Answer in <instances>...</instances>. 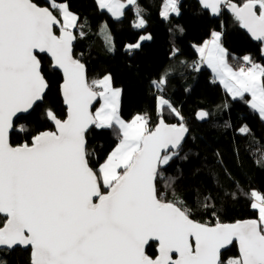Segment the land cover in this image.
Masks as SVG:
<instances>
[{
	"label": "snow or ice",
	"instance_id": "1",
	"mask_svg": "<svg viewBox=\"0 0 264 264\" xmlns=\"http://www.w3.org/2000/svg\"><path fill=\"white\" fill-rule=\"evenodd\" d=\"M201 3L212 15L226 9L264 44V0ZM127 5L136 0H98V7L116 18ZM165 9V17L178 15V0H167ZM78 19L67 0H0V248H30V264H264V195L250 193L254 218L215 225L191 218V209L178 197L166 200L157 181L172 188L175 178L163 169L179 156L189 129L183 122H165V108L183 117L163 95L157 97L155 128L148 126L146 115L123 119L122 90L113 86L111 75L89 81L85 64L73 57L72 29ZM144 23L140 18L135 26ZM222 35L213 31L199 54L233 97L250 95L247 103L264 120V66L245 56L250 67L234 70ZM40 54L62 74L65 117L58 118L51 108L43 111L54 130L20 123L41 108L50 90ZM167 76L166 71L152 81L160 93ZM97 100L102 103L93 112ZM207 115L197 114L201 120ZM92 129L108 130L118 141L98 166L88 152ZM13 132L23 136L22 142H12ZM149 242L157 245L153 255L146 251ZM233 244L238 255L223 257L222 250Z\"/></svg>",
	"mask_w": 264,
	"mask_h": 264
},
{
	"label": "trees",
	"instance_id": "2",
	"mask_svg": "<svg viewBox=\"0 0 264 264\" xmlns=\"http://www.w3.org/2000/svg\"><path fill=\"white\" fill-rule=\"evenodd\" d=\"M164 1L136 0V5H128L123 16L116 18L100 9L97 0H67L79 18L73 29L77 36L74 55L86 65L89 81L111 75L113 86L122 90L120 114L126 121L142 114L147 116L148 126L155 128L160 119V95L180 112L183 121L167 108L163 110L165 121L183 122L190 131L179 156L163 169L166 176L175 178L172 188L157 181L158 192L166 200L178 197L191 209V218L207 224L254 218L256 210L250 207V193L264 195V120L247 103L249 94L243 99L233 98L215 79L203 65L198 46L208 41L213 31L222 32L228 61L241 68L247 62L245 56L264 66L263 44L253 40L231 13L223 11L213 17L196 0H179L180 14L165 18L161 14ZM139 16L145 20L143 27L135 26ZM104 25L106 34L102 31ZM137 43L139 48L129 49V45ZM40 55L50 90L41 108L20 123H27L30 129L54 130L43 111L51 108L58 118L65 117L59 93L62 75L53 71L46 55ZM166 71L168 82L160 93L152 81H158ZM200 111L208 113L207 121L198 119ZM245 126L249 131L241 133ZM11 139L16 144L22 142L23 136L13 132ZM87 141L90 160L96 166L118 142L110 131L96 129L88 134ZM156 247L151 243L148 254L153 255ZM30 252L0 249V264H30ZM237 255L235 244L222 254L225 258Z\"/></svg>",
	"mask_w": 264,
	"mask_h": 264
},
{
	"label": "water",
	"instance_id": "3",
	"mask_svg": "<svg viewBox=\"0 0 264 264\" xmlns=\"http://www.w3.org/2000/svg\"><path fill=\"white\" fill-rule=\"evenodd\" d=\"M197 2H199V4L201 5V7L204 9V10H207V11H209L210 12V10H208V9H205L203 6H202V3H201V0H196ZM233 2H235L234 0H233ZM223 11H226V12H228V13H230L229 11H227L226 9L225 10H223ZM222 11V12H223ZM221 12V13H222ZM211 13V12H210ZM212 15V14H211ZM213 17H218L217 15H212ZM73 31V34H74V36L76 37L74 40H73V43H72V52H73V57L75 58V59H78V58H76L75 57V55H74V44L76 43V41H77V36H76V34H75V31L74 30H72ZM247 31V30H246ZM249 34V33H248ZM249 36L251 37V35L249 34ZM252 38V37H251ZM253 39V38H252ZM253 40H255V39H253ZM43 55H45V54H43ZM47 56V55H46ZM48 57V56H47ZM49 59H50V57H48ZM80 60V59H79ZM81 61V60H80ZM82 62V61H81ZM82 63H84V62H82ZM85 67H86V65H85ZM86 70H87V67H86ZM61 74V73H60ZM62 75V74H61ZM87 76H88V72H87ZM63 100V99H62ZM99 101L100 100H97V101H93V104L91 105V111H93L94 112V110L96 109V106L99 104ZM65 106V105H64ZM65 108H66V106H65ZM201 112V111H200ZM203 112H205V111H203ZM198 117V116H197ZM207 117L205 118V119H203V120H201V119H199L200 121H207ZM166 123H168V124H180V123H169V122H167V121H165ZM53 123V122H52ZM54 125V124H53ZM185 126L188 128V126L185 124ZM189 129V128H188ZM189 134H190V131L188 132V134L186 135V137H185V141L183 142V145H184V143L186 142V140H187V138L189 137ZM182 145V146H183ZM199 222V221H198ZM200 223H203V222H200ZM230 223H235V222H230ZM230 223H225V224H230ZM207 224V223H206ZM209 225H212V224H209ZM151 243H155V242H149V245L151 244ZM149 245L148 246H146V251H147V249H148V247H149ZM232 246H234V244L232 245ZM232 246H228V248L226 249V250H222V254L224 253V252H227L229 249H231L232 248ZM17 248H21V249H23V250H30L31 251V249L30 248H28V249H25V248H22V247H20V246H17L16 248H14V249H17ZM237 248H238V246H237ZM0 249H6V248H0ZM14 249H12V250H14ZM8 250V249H7ZM239 251V250H238Z\"/></svg>",
	"mask_w": 264,
	"mask_h": 264
},
{
	"label": "crops",
	"instance_id": "4",
	"mask_svg": "<svg viewBox=\"0 0 264 264\" xmlns=\"http://www.w3.org/2000/svg\"><path fill=\"white\" fill-rule=\"evenodd\" d=\"M98 1V0H97ZM121 2L122 3H127V2H124L123 0H121ZM128 6V5H127ZM127 8V7H126ZM125 8V9H126ZM125 9H124V11H125ZM104 10H106V9H104ZM217 32V31H216ZM212 38V37H211ZM211 38L209 39V40H211ZM208 40V41H209ZM221 44H222V47L224 48V49H226L225 47H224V45H223V43H222V41H221ZM204 44H202V45H200V46H198V47H201V46H203ZM263 48H264V44H263ZM199 49V48H198ZM227 58V62H228V64H229V66L230 67H232L234 70H239L240 68H235L229 61H228V57H226ZM203 65L204 66H206L208 69H210V71H212V69L210 68V67H208V65H207V63H205L204 61H203ZM212 73H213V75H214V77H215V79L218 81V82H220V79H219V77H217V75L212 71ZM221 83V82H220ZM222 84V83H221ZM222 86L224 87V85L222 84ZM225 88V87H224ZM226 89V88H225ZM227 90V89H226ZM228 91V90H227ZM229 93V92H228ZM232 97H233V95L231 94V93H229ZM233 98H237V97H233Z\"/></svg>",
	"mask_w": 264,
	"mask_h": 264
},
{
	"label": "rangeland",
	"instance_id": "5",
	"mask_svg": "<svg viewBox=\"0 0 264 264\" xmlns=\"http://www.w3.org/2000/svg\"><path fill=\"white\" fill-rule=\"evenodd\" d=\"M126 2H127V0H126ZM166 2H167V0H165L164 1V4H163V10H162V12L163 11H165L166 9H165V4H166ZM130 6V5H129ZM178 6H179V14H180V5H179V0H178ZM177 15L176 13H174V12H169V15L167 16V17H165V16H163V17H165V18H169L171 15ZM178 14V15H179ZM140 18H143L142 16H139V18H138V20L140 19ZM143 20H144V18H143ZM145 21V20H144ZM138 22H136V24H137ZM145 24V23H144ZM107 25H104V28L102 29V31H103V33L104 34H106V31H107ZM73 30V29H72ZM217 32H220V31H217ZM199 48V47H198ZM202 63H203V60H202ZM101 103H102V101H99V106L97 107V109L101 106ZM261 195V194H260Z\"/></svg>",
	"mask_w": 264,
	"mask_h": 264
},
{
	"label": "built area",
	"instance_id": "6",
	"mask_svg": "<svg viewBox=\"0 0 264 264\" xmlns=\"http://www.w3.org/2000/svg\"><path fill=\"white\" fill-rule=\"evenodd\" d=\"M241 67L246 69V68L250 67V64L248 62H244Z\"/></svg>",
	"mask_w": 264,
	"mask_h": 264
}]
</instances>
